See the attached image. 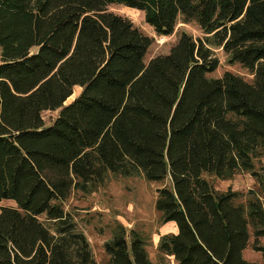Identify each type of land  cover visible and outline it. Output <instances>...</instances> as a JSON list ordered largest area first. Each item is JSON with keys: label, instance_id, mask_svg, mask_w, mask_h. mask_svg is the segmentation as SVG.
<instances>
[{"label": "trees", "instance_id": "1", "mask_svg": "<svg viewBox=\"0 0 264 264\" xmlns=\"http://www.w3.org/2000/svg\"><path fill=\"white\" fill-rule=\"evenodd\" d=\"M121 2L145 12L158 35L178 20L170 52L146 55L153 38ZM254 73L225 72L214 48ZM0 264H96L86 235L63 202L92 193L110 174L144 176L158 189L156 208L177 232L159 249L179 264H260L264 203L251 192L216 191L203 177L258 175L264 157V0H0ZM81 86L79 95L65 104ZM60 109L46 124L43 111ZM46 216V221L41 219ZM145 237L118 224L105 264H154Z\"/></svg>", "mask_w": 264, "mask_h": 264}, {"label": "rangeland", "instance_id": "2", "mask_svg": "<svg viewBox=\"0 0 264 264\" xmlns=\"http://www.w3.org/2000/svg\"><path fill=\"white\" fill-rule=\"evenodd\" d=\"M108 10L127 16L145 34L153 38V43L146 55V62L153 57L169 53L183 31L195 38L204 37L202 28L194 21L185 23L178 20L173 34L158 35L147 23L144 11L121 2L108 5ZM214 51L220 63L214 72L209 73L210 77H221L229 71L242 76L247 81H253L254 73L240 63H230L222 47L214 48ZM81 90V86H75L74 93L65 104L73 101ZM59 112L60 109L43 111L45 123L47 125L52 123ZM255 171L258 175L241 171L230 179H221L209 172H204L203 177L216 191L238 192L237 202H246L253 192L264 203V157L255 158ZM164 186H172L170 175L163 181H148L144 176L110 174L106 182L96 191L83 193L74 190L63 202L65 210L73 216L77 228L86 235L96 264H105L108 260L104 244L113 237L118 224L126 228L129 241L132 230L145 237L146 248L154 264H179L173 255L159 249L163 235L177 232V225L174 222H164L156 208L158 189ZM2 206H16V203L10 199H3L0 200V208ZM41 219L46 221V216L41 215ZM253 241L254 237L251 236L250 244L243 251V256L249 261L264 264L262 253L252 247ZM261 242L264 243V237Z\"/></svg>", "mask_w": 264, "mask_h": 264}]
</instances>
